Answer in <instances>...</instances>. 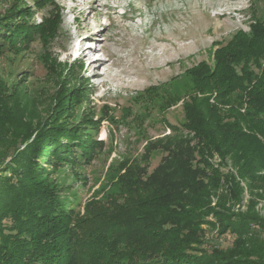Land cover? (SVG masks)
Listing matches in <instances>:
<instances>
[{"label":"trees","instance_id":"obj_1","mask_svg":"<svg viewBox=\"0 0 264 264\" xmlns=\"http://www.w3.org/2000/svg\"><path fill=\"white\" fill-rule=\"evenodd\" d=\"M36 2L41 8L55 0ZM32 14L24 5L11 14L20 21L0 19V29H8L12 44L33 40L35 34L44 43L57 36L59 9L31 24L25 17ZM213 59V65L203 61L189 70L193 92L183 103V126L194 131L196 151L218 152L225 162L231 160L237 174H225L207 159L211 171L202 169L196 156L186 157L195 148L184 145V139L174 140V147L172 142L165 146L170 154L167 163L163 157L151 176L140 162L127 159L110 181L121 193L104 191L98 197L97 192L85 204L77 196L70 200L57 183H44L40 177L60 160L72 157L73 164L81 158L91 160L103 141L89 130L81 134L48 120L35 129L15 114L17 108L0 92L4 153L6 145L25 143L0 172V264H264V219L255 211L258 198L264 197V18H256L249 30L238 29L215 49ZM44 60L48 68L56 69L49 53ZM213 88L214 102L198 96ZM51 145L54 149L43 150ZM43 155L46 162L40 166L37 157ZM172 168L184 173L186 184L171 183ZM223 175L228 190L213 207ZM238 177L248 183L254 198L241 212L232 206L243 198ZM209 217L219 222L220 233L234 235L233 244L215 255L200 256L192 243L199 223L216 224Z\"/></svg>","mask_w":264,"mask_h":264},{"label":"rangeland","instance_id":"obj_2","mask_svg":"<svg viewBox=\"0 0 264 264\" xmlns=\"http://www.w3.org/2000/svg\"><path fill=\"white\" fill-rule=\"evenodd\" d=\"M24 5L33 11L25 17L28 23L40 22L56 9L62 20L57 36L48 43L35 34L33 40L12 44L8 29H0L1 96L35 129L48 120L50 125L69 126L81 134L89 130L103 141L89 161L81 158L73 164L68 157L50 164L40 177L44 183H57L62 195L70 200L77 196L81 204L97 192H101L98 197L104 191L118 196L120 188L110 181L123 161L137 160L151 176L163 157L168 161L165 146L172 142L174 147V140L183 139L184 145L195 148L186 157L196 156L202 169L211 171L207 159L225 174H237L231 160L225 162L218 152L196 151L199 141L194 131L183 126V103L193 92L189 70L203 61L213 65L219 45L238 29L249 30L256 18H264V0H55L41 8L36 0H0V19L20 21L11 14ZM85 41L95 42L96 47H85ZM95 52L101 60H92L90 54ZM46 53L56 60V69L48 68ZM214 90L197 93L214 102ZM171 124L179 129L175 131ZM0 144L1 172L25 143L5 144V153ZM37 160L45 165L44 155ZM169 170L171 183L186 184L184 173ZM225 178L212 197L213 207L221 192L228 190ZM238 179L244 192L241 201L232 204L235 212L246 211L254 199L248 183ZM258 199L255 211L264 219V197ZM120 200L124 202L123 197ZM209 218L216 224L199 223L192 243L200 256L215 255L233 244L234 235L220 233L219 222Z\"/></svg>","mask_w":264,"mask_h":264},{"label":"bare ground","instance_id":"obj_3","mask_svg":"<svg viewBox=\"0 0 264 264\" xmlns=\"http://www.w3.org/2000/svg\"><path fill=\"white\" fill-rule=\"evenodd\" d=\"M93 43H95V42H93ZM93 43H92V44H93ZM97 62H100V61H97ZM92 63H96V62H92ZM100 65H101V64H100Z\"/></svg>","mask_w":264,"mask_h":264}]
</instances>
